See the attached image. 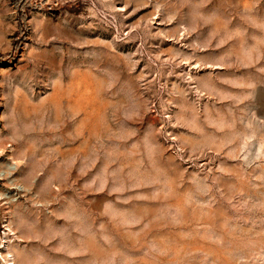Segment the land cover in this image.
Wrapping results in <instances>:
<instances>
[{"label": "rangeland", "instance_id": "rangeland-1", "mask_svg": "<svg viewBox=\"0 0 264 264\" xmlns=\"http://www.w3.org/2000/svg\"><path fill=\"white\" fill-rule=\"evenodd\" d=\"M0 264H264V0H0Z\"/></svg>", "mask_w": 264, "mask_h": 264}, {"label": "trees", "instance_id": "trees-1", "mask_svg": "<svg viewBox=\"0 0 264 264\" xmlns=\"http://www.w3.org/2000/svg\"><path fill=\"white\" fill-rule=\"evenodd\" d=\"M14 2L16 3V7L19 9V11H21L25 4L28 3V0H14Z\"/></svg>", "mask_w": 264, "mask_h": 264}]
</instances>
